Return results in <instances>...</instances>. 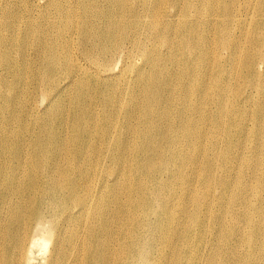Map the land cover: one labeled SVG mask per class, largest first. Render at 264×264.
<instances>
[{
	"label": "bare ground",
	"instance_id": "1",
	"mask_svg": "<svg viewBox=\"0 0 264 264\" xmlns=\"http://www.w3.org/2000/svg\"><path fill=\"white\" fill-rule=\"evenodd\" d=\"M260 48L264 0H0V264H264V126L238 202L210 139Z\"/></svg>",
	"mask_w": 264,
	"mask_h": 264
},
{
	"label": "rangeland",
	"instance_id": "2",
	"mask_svg": "<svg viewBox=\"0 0 264 264\" xmlns=\"http://www.w3.org/2000/svg\"><path fill=\"white\" fill-rule=\"evenodd\" d=\"M252 26L249 24V27ZM144 34L142 33L140 35L141 39L144 38ZM222 43V44H221ZM230 44V40L227 37H223L220 40V45L221 46H226ZM247 46V45H246ZM163 47V46H161ZM134 53L131 56V58L136 62V63H141V53L133 50ZM263 56H264V48H260L259 50ZM148 67L145 68L147 70ZM247 70L242 67L241 68V73L238 75V79H233L230 86H228L227 92H226V97L224 100V107H223V114H224V121L220 125L217 123V126L215 125V114H217L216 117L219 116V111L217 112V108L215 105H211V109L214 113V116L212 118L211 122V140L215 141V146L216 149L221 151V154H234L237 150L240 155V158L242 159L240 162V158L233 160L229 166L228 171H224L221 163L217 160L214 162V167L211 170V175L213 177H219L221 175H224L227 173L230 179V185L233 184V191L231 194V197L228 199V194L229 192H226V201L230 203V200H235L238 202L239 197L244 191V188L246 190L250 189V186L253 183V178L252 176H248L245 179V182H239L238 181V175L240 173V167L243 166V163H249L253 164L254 161L252 159H249L248 156L250 155V151L246 149V146L251 144V143H256L257 137L253 133V129L255 127H263L264 126V121H260L259 118L263 117L264 119V109L262 106H264V66H257L256 71L251 74H246ZM260 78L261 81L258 82L257 79ZM254 83H260L261 86L255 90L253 89ZM252 91V92H251ZM68 101V100H67ZM261 107V108H259ZM263 113L260 117L257 116V111L262 110ZM237 120H241L243 125L245 126V132L243 133V144L241 147H235L231 150L226 149V143L228 139H233L234 134L229 132V128L232 129L231 125L233 123H236ZM225 123V127L221 129L223 124ZM214 135V138H213ZM215 146L210 149V151L215 150ZM264 158L263 156H261Z\"/></svg>",
	"mask_w": 264,
	"mask_h": 264
}]
</instances>
